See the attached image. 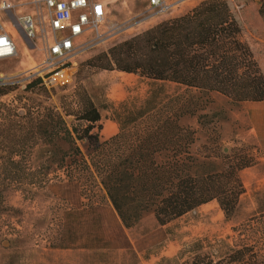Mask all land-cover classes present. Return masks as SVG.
I'll return each instance as SVG.
<instances>
[{
	"label": "rangeland",
	"instance_id": "1",
	"mask_svg": "<svg viewBox=\"0 0 264 264\" xmlns=\"http://www.w3.org/2000/svg\"><path fill=\"white\" fill-rule=\"evenodd\" d=\"M7 1L18 4L16 16L35 9L33 0ZM103 1L107 21L100 32L111 31L68 62L64 73L55 77L64 82L49 88L40 76H30V70L42 61L39 45L2 16L15 37L18 53L0 61V70L15 76L13 82L0 86V264H179L189 257L195 242H200L203 252L234 245L240 237L234 227L248 224L264 232V151L250 143L251 123L241 109L242 101L231 97L191 20L195 7H207L249 100H259L264 98V0H165L170 7L160 15L149 9L148 0ZM150 30L174 54L191 59L204 95L211 101L202 112L226 114L216 125L200 126L196 116L181 119L182 125L195 131L191 151L203 153L201 146L214 141L227 151L235 145L233 140L253 144L258 150V162L240 172L244 193L229 220L212 201L165 225L146 212L136 224L124 228L99 187L86 189L74 182L53 181L57 174L63 177L54 164L45 170L53 182L39 187L47 141L37 122L39 113L63 108L74 111V90L83 87L101 114L102 128L114 122L113 108L123 100L140 102L152 82L117 70L114 64L103 68L107 65L104 54L111 61L112 48ZM163 85L170 94L187 89L173 82ZM65 119L69 125L83 124L72 116ZM114 124L113 132H99L101 140L118 131ZM78 143L84 148V143ZM11 159L19 162L17 168L10 165ZM26 174L31 176L24 179ZM14 175L22 179L11 181ZM91 203L96 206L93 210L89 209ZM241 230L248 241L261 235L253 229Z\"/></svg>",
	"mask_w": 264,
	"mask_h": 264
},
{
	"label": "trees",
	"instance_id": "2",
	"mask_svg": "<svg viewBox=\"0 0 264 264\" xmlns=\"http://www.w3.org/2000/svg\"><path fill=\"white\" fill-rule=\"evenodd\" d=\"M209 14L203 4L191 11L198 39L231 97L249 100L251 96ZM109 56L111 61L104 54L107 65L103 68L114 64L117 70L150 80L148 94L140 102L123 100L113 108L118 131L104 140L99 135L101 114L83 87L74 90V111L62 107V111L39 113L37 122L47 140L41 163L44 172L37 178L39 187L53 181L74 182L86 189L99 187L124 228L136 224L146 212H152L157 223L165 225L212 201L226 219H231L244 193L240 172L258 162V150L253 144L233 140L235 145L227 151L217 141L202 145L203 153L191 151L195 131L181 124L184 116H196L200 126L226 119L224 111L202 112L211 101L204 95L191 59L174 54L152 30L112 48ZM164 82L185 85L187 89L170 94ZM68 116L83 124L69 125L65 119ZM78 142L84 143V148ZM9 163L13 168L19 165L12 159ZM53 164L63 177L57 174L52 181L45 170ZM10 178L22 179L16 175ZM95 207L89 205L90 210ZM241 228L261 235L248 241L242 237ZM233 230L240 235L234 245L203 252L200 242H195L188 250L189 257L179 264H264V232L248 224ZM58 235L61 239L63 228Z\"/></svg>",
	"mask_w": 264,
	"mask_h": 264
},
{
	"label": "built area",
	"instance_id": "3",
	"mask_svg": "<svg viewBox=\"0 0 264 264\" xmlns=\"http://www.w3.org/2000/svg\"><path fill=\"white\" fill-rule=\"evenodd\" d=\"M33 3V12L16 16L18 4L0 0V61L10 60L18 53L15 37L2 20L4 16L12 27L22 30L25 38L39 45L42 61L30 70V76H40L43 85L49 88L64 82L55 77L64 73L68 62L111 31L100 32L107 21V5L103 0H33ZM148 4L158 15L170 7L165 0H148ZM13 77L0 70V86L13 82Z\"/></svg>",
	"mask_w": 264,
	"mask_h": 264
},
{
	"label": "crops",
	"instance_id": "4",
	"mask_svg": "<svg viewBox=\"0 0 264 264\" xmlns=\"http://www.w3.org/2000/svg\"><path fill=\"white\" fill-rule=\"evenodd\" d=\"M241 103H242L241 109L243 113L246 114V116L248 117L251 123V127L249 129L250 143L258 145L259 148H261V150L264 151V99L245 100L242 101ZM109 122L110 123L106 124L102 128V130L108 133L113 132L114 129L116 128L114 122L112 121ZM89 233L90 235H92V231Z\"/></svg>",
	"mask_w": 264,
	"mask_h": 264
},
{
	"label": "bare ground",
	"instance_id": "5",
	"mask_svg": "<svg viewBox=\"0 0 264 264\" xmlns=\"http://www.w3.org/2000/svg\"><path fill=\"white\" fill-rule=\"evenodd\" d=\"M14 30H16V29H14ZM19 34V33H18Z\"/></svg>",
	"mask_w": 264,
	"mask_h": 264
}]
</instances>
